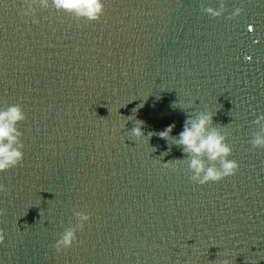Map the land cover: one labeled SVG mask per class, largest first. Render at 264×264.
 Here are the masks:
<instances>
[{
	"label": "water",
	"instance_id": "1",
	"mask_svg": "<svg viewBox=\"0 0 264 264\" xmlns=\"http://www.w3.org/2000/svg\"><path fill=\"white\" fill-rule=\"evenodd\" d=\"M26 6L0 0V107L25 114L0 264H264V0H103L98 20ZM206 111L239 166L200 184L175 139Z\"/></svg>",
	"mask_w": 264,
	"mask_h": 264
},
{
	"label": "clouds",
	"instance_id": "2",
	"mask_svg": "<svg viewBox=\"0 0 264 264\" xmlns=\"http://www.w3.org/2000/svg\"><path fill=\"white\" fill-rule=\"evenodd\" d=\"M26 7L22 9V16H34L36 12L35 5L40 3L44 8L54 7L58 11H65L73 14L77 18H87L88 20H98L103 14V0H25ZM207 11L212 12L211 9ZM218 15V13H213ZM213 113L211 111L201 112L195 118L186 117L182 131L178 133V139L175 143L182 145V152L191 155L192 160L189 167L193 170L190 179L204 184L208 181H218L224 177L233 175L238 169V162L229 159L231 148L226 142V137L220 130L210 127L212 124ZM25 119V114L19 105H9L7 108L0 107V172L7 171L11 167L19 165L24 153L20 150L23 143L18 147H13L22 134L15 128V124ZM264 122V115L256 118L254 123L261 124ZM144 121L136 120V125L130 130L131 135L135 138L145 137L142 125ZM175 124L168 125L158 135L161 138L168 139L172 133ZM264 132V128L261 130ZM153 133L149 132L150 137ZM250 143L254 147H264V135L255 133ZM170 151V149H169ZM203 154L211 161H219V167L213 165L205 166L204 161L200 158ZM4 186L0 184V191ZM81 221H88L87 213H76ZM84 223L77 228L65 229L55 243L57 252L71 248L77 240V231L83 230ZM4 239L3 230H0V241ZM223 264H229L228 260Z\"/></svg>",
	"mask_w": 264,
	"mask_h": 264
},
{
	"label": "snow or ice",
	"instance_id": "3",
	"mask_svg": "<svg viewBox=\"0 0 264 264\" xmlns=\"http://www.w3.org/2000/svg\"><path fill=\"white\" fill-rule=\"evenodd\" d=\"M248 31H249V32L252 31V27H251V26L248 27ZM246 59H251V57H250V56H247Z\"/></svg>",
	"mask_w": 264,
	"mask_h": 264
}]
</instances>
